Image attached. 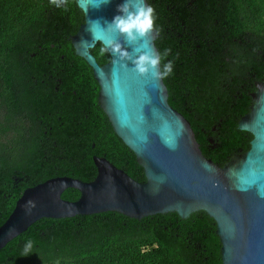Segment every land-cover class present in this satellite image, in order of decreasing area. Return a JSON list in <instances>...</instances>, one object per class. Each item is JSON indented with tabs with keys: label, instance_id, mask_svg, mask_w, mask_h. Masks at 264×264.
<instances>
[{
	"label": "trees",
	"instance_id": "trees-1",
	"mask_svg": "<svg viewBox=\"0 0 264 264\" xmlns=\"http://www.w3.org/2000/svg\"><path fill=\"white\" fill-rule=\"evenodd\" d=\"M167 101L186 117L202 153L222 165L250 146L238 126L264 79V0H147ZM84 21L77 0H0V225L22 191L53 176L91 180L92 155L132 178L145 175L98 102L91 65L70 35ZM97 41L90 52L110 59ZM79 191L65 188L74 200ZM204 210L131 217L107 210L41 217L0 248V264H219L220 240ZM31 249L25 253V242Z\"/></svg>",
	"mask_w": 264,
	"mask_h": 264
},
{
	"label": "water",
	"instance_id": "water-1",
	"mask_svg": "<svg viewBox=\"0 0 264 264\" xmlns=\"http://www.w3.org/2000/svg\"><path fill=\"white\" fill-rule=\"evenodd\" d=\"M121 0H77L84 21L70 35L75 52L91 65L98 102L124 143L134 152L145 179L138 181L103 155H92L91 180L68 175L26 187L0 225V248L41 217H68L114 210L142 216L176 211L182 217L202 209L215 222L219 264H264V79L255 81L249 111L238 126L252 133L250 146L219 165L206 157L189 121L167 101L163 79L140 73L131 61L108 51L99 64L90 48L108 39L137 55L154 44L155 29L134 41L109 25ZM160 67V64L158 65ZM76 188L74 200L61 197Z\"/></svg>",
	"mask_w": 264,
	"mask_h": 264
},
{
	"label": "clouds",
	"instance_id": "clouds-1",
	"mask_svg": "<svg viewBox=\"0 0 264 264\" xmlns=\"http://www.w3.org/2000/svg\"><path fill=\"white\" fill-rule=\"evenodd\" d=\"M57 8L66 7L67 0H50ZM118 11L113 15L109 25L122 33L128 41H134L137 37H142L154 30L155 10L147 0H121L116 5ZM101 54L111 51L118 54L122 61H131L136 70L146 73L151 70L152 75L157 78H164L171 74L173 63L171 60L165 62L162 67H158L161 55L152 49L147 51H137L133 56L132 52L124 48L120 41L108 39L106 44H102L99 49ZM31 249V241L25 242V253Z\"/></svg>",
	"mask_w": 264,
	"mask_h": 264
}]
</instances>
